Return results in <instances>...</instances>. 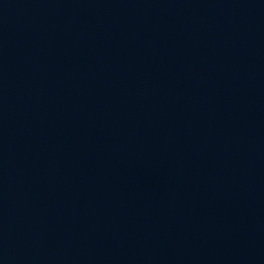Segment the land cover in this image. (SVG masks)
<instances>
[{"label":"water","instance_id":"1","mask_svg":"<svg viewBox=\"0 0 264 264\" xmlns=\"http://www.w3.org/2000/svg\"><path fill=\"white\" fill-rule=\"evenodd\" d=\"M0 264H264V0H0Z\"/></svg>","mask_w":264,"mask_h":264}]
</instances>
